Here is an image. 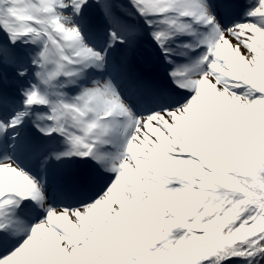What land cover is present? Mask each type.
Listing matches in <instances>:
<instances>
[{
  "label": "snow or ice",
  "instance_id": "1",
  "mask_svg": "<svg viewBox=\"0 0 264 264\" xmlns=\"http://www.w3.org/2000/svg\"><path fill=\"white\" fill-rule=\"evenodd\" d=\"M0 264H264V0H0Z\"/></svg>",
  "mask_w": 264,
  "mask_h": 264
},
{
  "label": "rangeland",
  "instance_id": "2",
  "mask_svg": "<svg viewBox=\"0 0 264 264\" xmlns=\"http://www.w3.org/2000/svg\"><path fill=\"white\" fill-rule=\"evenodd\" d=\"M158 65H160V67H161V74L164 78L165 77V71H166L165 66L163 64H158Z\"/></svg>",
  "mask_w": 264,
  "mask_h": 264
}]
</instances>
